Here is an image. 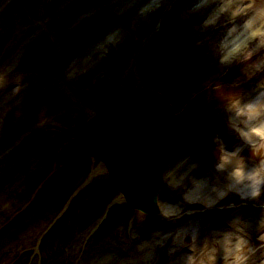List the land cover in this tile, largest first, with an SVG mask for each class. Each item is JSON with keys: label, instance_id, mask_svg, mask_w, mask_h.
<instances>
[{"label": "rangeland", "instance_id": "374dc122", "mask_svg": "<svg viewBox=\"0 0 264 264\" xmlns=\"http://www.w3.org/2000/svg\"><path fill=\"white\" fill-rule=\"evenodd\" d=\"M66 1L17 0L0 26L1 36L10 28L17 37L23 32L28 37L42 33L34 21L48 26L29 46V65L19 74L30 83L26 100L11 113L10 126L0 138V150L14 147L7 157L0 155V264H183L191 252L193 234L185 236L181 228L144 239L145 231L159 220L126 209L119 193L108 185L102 165L93 163L99 172L86 182L91 161L74 156L71 150H80L81 131L93 109L94 93L90 78L80 83L68 79L69 88L87 111L73 108L54 83L57 69L71 50L105 33L116 22L131 35L132 42L102 73L121 84L159 89L190 125L185 141L171 154L165 169L163 202L170 204L176 215L164 221L190 224L202 242L213 230L197 226L195 217L220 220L222 225L216 229L241 217L248 222L256 244L258 226L264 219V198L241 199L227 188L225 174L215 169L213 137H222L228 146L237 141L204 86L221 68L207 44L197 43L206 39L196 30L203 17L193 12L186 19L181 14L191 9L194 0H159L152 8H145L148 0H100L95 9L101 12L73 31L69 23L82 0L68 9L63 6ZM162 14L167 18L160 22V34L145 44V37ZM163 30L168 33L162 44ZM207 31L217 35L219 30ZM54 39L61 45L60 62ZM11 47L0 50V56L10 53ZM138 53L139 75L133 67ZM100 68L96 73L102 71ZM239 76V67L234 66L224 70L223 79L230 82ZM6 84H11V78ZM253 86L254 81L245 85ZM23 134L29 135L15 146ZM174 177L179 183H173ZM198 181L206 182V190H196ZM193 189L194 200L189 198ZM107 246L117 252L113 259L104 260Z\"/></svg>", "mask_w": 264, "mask_h": 264}, {"label": "clouds", "instance_id": "9594fccd", "mask_svg": "<svg viewBox=\"0 0 264 264\" xmlns=\"http://www.w3.org/2000/svg\"><path fill=\"white\" fill-rule=\"evenodd\" d=\"M203 17L196 30L202 32L213 60L221 71L205 81L210 99L223 115L227 130L237 143L230 148L222 137L213 138L215 169L225 174L227 188L241 199L264 198V0H194L192 13ZM218 29L217 35L207 30ZM239 67L240 76L226 82L224 70ZM8 72L0 70V87ZM254 81L253 87H245ZM19 90V89H17ZM251 161V164H250ZM254 244L249 224L241 217L214 229L201 242L192 235L191 252L183 264H264V219ZM259 254V255H258Z\"/></svg>", "mask_w": 264, "mask_h": 264}, {"label": "water", "instance_id": "95a60500", "mask_svg": "<svg viewBox=\"0 0 264 264\" xmlns=\"http://www.w3.org/2000/svg\"><path fill=\"white\" fill-rule=\"evenodd\" d=\"M111 83L118 90L117 94L98 93L100 105L110 110L99 121L105 133L88 128L86 151L102 159L112 158L107 159L109 166H112L111 175L119 179L121 190L131 203L136 204L134 197L128 194L129 189L135 196L141 193L151 203L156 189L157 167L163 162L164 152L168 151L164 148L182 139L183 124L178 121V125H173L168 132L157 133L158 130L150 127L148 120L149 112L159 98L157 94L149 89L126 88ZM179 126L182 131L177 136L176 128ZM127 166H131V169ZM126 170H130V180ZM140 207L146 211L153 210V206L149 205Z\"/></svg>", "mask_w": 264, "mask_h": 264}, {"label": "bare ground", "instance_id": "6f19581e", "mask_svg": "<svg viewBox=\"0 0 264 264\" xmlns=\"http://www.w3.org/2000/svg\"><path fill=\"white\" fill-rule=\"evenodd\" d=\"M158 2H159V0H148V4L145 6V8H152ZM114 35H115V33H111L109 36H107V38L102 39L101 41H97L96 43L90 45L89 48L86 51L81 52L78 55V57H76V59L74 61V64H73L74 66H73V68H72V70L70 72L71 76L75 77L78 72H83V70L93 62V60L98 56L99 53L104 52V50H106L107 44L111 42L108 39H114ZM120 35H122V33L117 35V36H120ZM8 39H9V37H6L4 39V43L3 44L7 43ZM115 40H116V38H115ZM11 43L12 42H8L7 46H9ZM0 47H1V44H0ZM60 85H61V87H63L65 96L69 99V102L71 103V105L73 107L82 106L80 101L78 100L77 95L74 94L71 90H69L64 82H61ZM93 114H94V112L91 113V115H93ZM47 121H49V120H47ZM7 152H9V148L0 150V155L6 154ZM173 183H179V178L174 177L173 178ZM195 188H196V190L198 189V190L203 191V189L206 190L207 184H206L205 181H198V183L196 184ZM193 190L194 191L189 195V198L192 199V200H194L196 198L195 197L196 195L194 193L195 189H193ZM163 203L161 204V209H162L163 213L167 214V215L173 214L175 209L170 204L164 203V205H163ZM189 225L188 224L184 225L180 229L185 234V236L186 235L188 236V235L194 233L193 228L191 226H189ZM168 230H169V232L166 233V235H169L170 233H173V231H174L172 229H168ZM170 230H172V231H170ZM157 232L158 231H156L155 233H157ZM144 246L147 247L148 244L144 245ZM109 259H111V256L110 255H105L104 260H109Z\"/></svg>", "mask_w": 264, "mask_h": 264}]
</instances>
